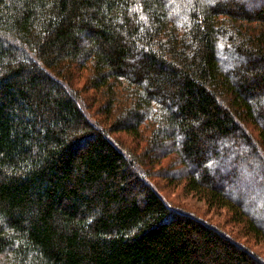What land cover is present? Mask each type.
Segmentation results:
<instances>
[{"label":"trees","instance_id":"obj_1","mask_svg":"<svg viewBox=\"0 0 264 264\" xmlns=\"http://www.w3.org/2000/svg\"><path fill=\"white\" fill-rule=\"evenodd\" d=\"M263 250L264 0H0V264Z\"/></svg>","mask_w":264,"mask_h":264},{"label":"rangeland","instance_id":"obj_2","mask_svg":"<svg viewBox=\"0 0 264 264\" xmlns=\"http://www.w3.org/2000/svg\"><path fill=\"white\" fill-rule=\"evenodd\" d=\"M223 60H226V58H222ZM126 143L130 144L129 140L126 141ZM230 163V162H229ZM231 164V163H230ZM239 184L236 185V187L238 186ZM188 200H185L187 203H191L193 206H197V207H200V208H203L204 207V203L201 201V200H198L194 197H188L187 198ZM264 255V250H263V253Z\"/></svg>","mask_w":264,"mask_h":264}]
</instances>
